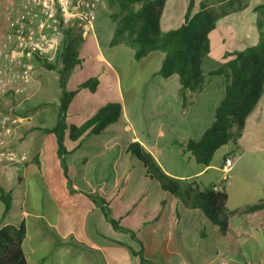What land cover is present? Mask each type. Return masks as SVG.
<instances>
[{
	"label": "crops",
	"instance_id": "0c3cea01",
	"mask_svg": "<svg viewBox=\"0 0 264 264\" xmlns=\"http://www.w3.org/2000/svg\"><path fill=\"white\" fill-rule=\"evenodd\" d=\"M189 1L165 0L160 17L162 32L183 24ZM201 1L204 0H194L193 13ZM255 5L246 2L239 10H231L209 33V53L200 62L205 84L198 93L186 91V108L179 96L178 76L163 78L158 74L164 54L149 53L135 60L130 46L110 47L114 23L98 12L92 29L76 49L80 56L92 55L99 68L108 73L96 72L82 82H74L72 68L64 84L67 87L73 83L72 89L66 91L74 92L65 123L80 127L95 115L88 118L90 114L86 117L85 112L96 113L108 103L120 104L121 121L110 124L100 134L86 133L76 141L70 140L66 131V152L63 163H59L56 138L42 131L54 125L30 126L29 117L22 118L11 147L25 155L26 161L17 166L0 164V176L8 179L6 183L23 184L25 192L32 189L36 196L38 184L46 189V182L63 174L65 184L54 197L63 209L71 208L82 215L80 235L66 228L64 232L23 202L9 223L25 225L22 248L27 264H141L137 252L153 264H264V211H244L264 202V148H259L264 144V94L246 118L239 138L220 147L221 164H212L211 159L208 166L199 165L190 153L182 154L179 147L201 139L213 124L215 110L225 96L223 75L209 74L220 67L226 53L257 43L255 21L251 19ZM108 48L113 50L111 60L105 56ZM35 70L27 91L30 94V87L35 88L32 97L43 91V69ZM89 79L96 80L94 90L78 88ZM106 82L112 83L114 97L105 96L98 106H89ZM60 95L61 90L58 99ZM58 99L54 103L56 109ZM231 131L237 130L233 127ZM260 132L263 136H259ZM243 137L256 140L241 148ZM132 143H138L149 153L166 175L194 181L200 190L228 177L226 210L235 212L228 218V232L222 235L197 210L186 208L180 199L165 192L129 151ZM227 157H232L233 165L225 173L223 164ZM96 159L94 166L91 162ZM131 176L136 177L135 181ZM47 192L52 204H56L52 193ZM93 195L108 202L112 217L123 228L133 231L136 241L113 230L90 199ZM62 217L67 225V216Z\"/></svg>",
	"mask_w": 264,
	"mask_h": 264
},
{
	"label": "trees",
	"instance_id": "16d2710c",
	"mask_svg": "<svg viewBox=\"0 0 264 264\" xmlns=\"http://www.w3.org/2000/svg\"><path fill=\"white\" fill-rule=\"evenodd\" d=\"M118 4L117 13L111 14L110 20L114 23L110 47L125 44L133 49V57L139 60L149 53L164 54L158 74L167 78L173 74L178 76L180 83L179 96L182 106L187 107L186 91L200 92L205 84V77L200 71L201 59L209 53V33L216 29L219 20L228 12L219 13L213 9L211 0L199 3L198 10L193 13L194 0L189 1L184 15L183 24L175 29L162 32L160 17L165 0H115ZM112 2V1H110ZM231 7L235 0H217ZM240 9V8H239ZM237 9V10H239ZM251 19L255 22L258 35L257 43L241 51H233L224 55V62L209 75H223L225 79V96L215 110L214 122L205 131L197 142L188 141L182 148V154L190 153L195 162L204 167L210 164L213 154L229 141H235L240 136L245 120L253 111L264 94V3L252 8ZM75 27L64 31L59 49L52 62H42L37 65L46 70H54L56 64L61 66L58 77L61 95L58 99L56 122L51 129L43 132L51 133L56 138L58 157L63 163L65 154L64 137L76 141L84 134H100L110 124L122 119L119 103H108L82 126H68L65 123L67 106L74 92L64 90V83L72 69L70 58L74 57L73 49L82 38V32L76 35ZM76 55V54H75ZM68 72V73H67ZM67 74L66 76L64 74ZM95 79H89L78 88L94 90ZM3 107L0 104V110ZM236 128V132L231 130ZM129 151L146 167L150 178L156 180L170 196L180 199L190 210H197L208 223L217 228L222 235L228 232V218L235 212L226 210L227 194L223 191H214L211 185L200 190L194 181L179 180L166 175L153 157L144 151L138 143L129 145ZM222 184V182H219ZM90 199L101 210L105 221L115 232L124 233L131 239L137 240L135 233L120 225V221L111 215L109 204L103 198L93 195ZM0 201L4 203L5 213L10 210L11 197L0 190ZM245 212L254 213L264 211V202L248 207ZM25 236L23 222L9 223L0 227V264H27L22 242ZM134 253V252H133ZM141 264H153L145 259L141 252L135 253Z\"/></svg>",
	"mask_w": 264,
	"mask_h": 264
},
{
	"label": "built area",
	"instance_id": "2783aa9c",
	"mask_svg": "<svg viewBox=\"0 0 264 264\" xmlns=\"http://www.w3.org/2000/svg\"><path fill=\"white\" fill-rule=\"evenodd\" d=\"M103 0H0V104L8 99L28 98L35 67L52 62L64 31L75 27L86 36L92 29ZM9 106V105H8ZM19 119L0 114V164L24 163L25 155L12 147ZM232 157L224 160L228 173ZM213 186L223 191L228 177Z\"/></svg>",
	"mask_w": 264,
	"mask_h": 264
},
{
	"label": "rangeland",
	"instance_id": "374dc122",
	"mask_svg": "<svg viewBox=\"0 0 264 264\" xmlns=\"http://www.w3.org/2000/svg\"><path fill=\"white\" fill-rule=\"evenodd\" d=\"M112 1V2H110ZM246 2H253V4H262L264 3V0H235V4L231 7L227 6L225 3H219L217 0H211L210 4L215 9L217 13H219L222 10H237L241 6H244ZM117 7L118 4L115 0H103L102 5L100 7L99 12L102 14L106 15L110 19L111 14L117 13ZM2 31V23L0 21V32ZM74 33L76 35H79V29H74ZM82 35V34H81ZM83 38V37H82ZM81 41V38L77 41L79 43ZM79 50L73 49L74 57L70 58V64L73 68L74 73V82H82L84 81L90 74L96 73V72H101L103 73H108L105 68H99L100 65L96 64L94 61V58L92 55L89 53H85L80 56L78 53ZM113 50L111 48H108L105 52V56L111 60V55H112ZM76 54V55H75ZM112 62V61H111ZM41 65V64H40ZM36 65V68H41L43 70V91L41 93H38L37 95L32 97V94L34 92L33 87L31 86V90H29L30 94H28V98L26 100H23L22 98H18L17 101H14L13 99H8L6 103L2 104L3 109L0 110V114L4 115L6 117L12 118V119H22L25 117H29L30 119V126H44V127H50L53 126L56 122V114H57V109L55 108V102L58 99V92L61 90L59 87L60 83L56 78L59 77L61 73H59V70L62 71L61 66L56 64V68L54 70H46L42 66ZM71 70L69 73H71ZM36 72V70H34ZM68 73V72H67ZM36 73L33 74V76ZM65 76L67 75L66 73L64 74ZM65 82V81H63ZM124 82V81H123ZM66 83V82H65ZM64 83V84H65ZM73 83H70L67 87H64V90L66 91L67 89H72ZM71 92V91H67ZM105 96H111L114 97V90L112 87V83L109 82V84L106 82L105 86L103 88H100L99 90L96 91L94 94V99L89 103V106L96 107L100 104V101L103 100ZM32 97V98H31ZM21 102V103H20ZM88 104V102H87ZM9 105V106H8ZM88 108V107H86ZM101 109V108H100ZM90 114V115H89ZM94 113H87L85 112L86 117L89 115L88 118L93 116ZM22 120H20L19 124H16L18 127L21 124ZM16 131V130H15ZM259 136H263L260 133ZM104 137V136H103ZM101 137V138H103ZM261 137H258V139ZM256 139H253L252 141L249 139H246V137L242 138V144L241 148H247L252 142H255ZM259 148H264V144L260 145ZM223 151V148H220L219 152H217L213 158H212V164H221V153ZM96 158V157H95ZM57 162H61L59 159H57ZM52 161L50 160V164ZM78 162H74V164H77ZM97 163L96 160H92L91 164L96 166L95 164ZM24 163H4L2 164L3 166H9V165H22ZM82 168V167H81ZM62 169V168H61ZM63 170V169H62ZM213 172H210L212 174ZM72 176V175H71ZM68 177V176H67ZM69 178V177H68ZM132 181L136 179V177L130 178ZM6 179L4 176H0V190H3L5 193H8L11 197V204H10V210L5 213L4 211V203L0 201V227L4 225L6 222H11L9 221L10 218L15 216L20 210V206L23 204V202L27 203V206H30L33 211L36 210L41 213L46 220H50L54 223L55 226L59 229H63L65 232L66 228L71 229L72 232L80 235L81 234V223H82V215L81 213H74V210L71 208H62L60 201L58 202L56 197H54V193H59L58 188L62 185L64 186V182L66 181V177L61 174L60 178H54V180L51 179V182H46L48 187L45 189V187L42 184H38V195L36 196V191H32L30 193L25 192V186L23 184L19 185L17 183H14L11 181V184L6 183ZM32 185L35 184L36 188V183H34L35 179H32ZM69 180V179H68ZM64 181V182H63ZM134 183V182H132ZM131 183V184H132ZM130 184V186H131ZM207 188V187H206ZM60 189V188H59ZM48 191L52 193V196L54 197L53 199L57 201L56 204H52L51 200L48 198ZM62 194H60L61 196ZM37 197V199H36ZM37 201V202H36ZM59 204V205H58ZM70 206V204H69ZM61 212V213H60ZM67 216V225L64 224V218L62 215Z\"/></svg>",
	"mask_w": 264,
	"mask_h": 264
}]
</instances>
